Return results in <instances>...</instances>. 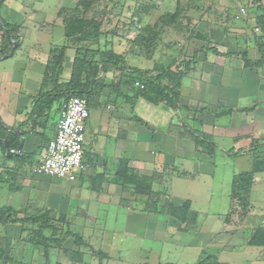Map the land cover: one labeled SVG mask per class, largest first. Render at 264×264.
Masks as SVG:
<instances>
[{"label": "crops", "instance_id": "crops-1", "mask_svg": "<svg viewBox=\"0 0 264 264\" xmlns=\"http://www.w3.org/2000/svg\"><path fill=\"white\" fill-rule=\"evenodd\" d=\"M24 1L19 5L17 0H5L0 7L4 11L3 15L0 13L2 20L19 27L13 56L0 61V141L8 142L12 150L19 146L20 139L11 131H20L24 137L18 155H7L0 143V189L5 199L2 202L5 205L0 208H12L18 212V218L50 212L49 217L59 220L65 230L84 236L102 252L101 264H157L163 253L168 258L175 255L180 261L196 263L202 258L203 244L197 241L193 245V236L180 232V223L170 216L162 215L165 219L160 220L158 214L145 211L144 207L142 211L134 210L133 203L138 208L144 202L133 199L115 185L113 177L117 165L125 162L130 172L151 178V192L162 196L161 200L171 206L180 207L189 202L192 211L202 212L216 200L226 216L233 177L252 169L254 154L248 152L256 142L264 141V66L246 68L241 57L244 54L250 61L260 59L250 40L255 41L258 33L246 31L241 18L233 22L236 29L230 30L238 33L233 41L224 26H213L219 30L208 32L210 44L192 40L186 58L190 60L195 50L203 51L198 53L196 64L191 65L181 81L179 104L175 109L150 104L135 97L133 90L124 88L122 95L104 89L92 98L83 156L85 170L75 181L66 182L32 173L47 143L54 137L60 119L59 102L53 104L46 117L37 118L32 111L42 91L51 51L68 45L64 21L57 8L62 7V0H53L56 2L51 13H45L42 6L34 7V1L42 4V0ZM194 13L201 16L202 12ZM57 34L59 43L48 42ZM110 43L104 45L116 54L126 55L130 68L147 70L146 62L150 61L146 58L144 62L134 53L126 54ZM10 51L9 46L0 56L9 55ZM75 57V50L68 48L61 82L69 79ZM172 58L175 57L157 63L165 65ZM120 77L116 70L100 76L107 85H119ZM194 132L211 148L196 147ZM235 152L245 154L234 156ZM213 183L217 184V194L213 192ZM263 193L264 173H257L251 187V201ZM10 225L15 232L10 233L12 229L6 224L2 235L13 240V252L21 255L24 252L19 242L21 227ZM236 235L225 233L221 247L216 249L234 252L236 245L232 243L239 242L249 252L253 251L247 239ZM198 237L199 240L207 238L203 234ZM35 255L34 260L38 261L37 252ZM12 258L20 261L17 256ZM96 264H100L99 260ZM166 264L176 263L167 261Z\"/></svg>", "mask_w": 264, "mask_h": 264}, {"label": "trees", "instance_id": "trees-1", "mask_svg": "<svg viewBox=\"0 0 264 264\" xmlns=\"http://www.w3.org/2000/svg\"><path fill=\"white\" fill-rule=\"evenodd\" d=\"M93 1L79 0L76 8L87 11ZM188 1L190 3L194 2L192 7L184 9L181 6L180 0H176L173 12L165 13L155 23L151 25L146 24L142 28L137 27L139 22L137 15L133 16L130 20V25L136 29V34L134 39L129 41L130 45H132V49L129 52L133 53L135 50L138 54L145 56L147 59H151L155 49L158 45H162L164 36L169 32L185 34L186 40L189 39L187 42L196 40L210 44V35L208 32V34L199 32V30H197L198 32H192V28L189 30L188 27L193 23L192 18L188 15L189 12L202 11L198 5L199 0ZM3 3L4 1L0 3V7ZM255 4L260 7L259 2H255ZM151 9L152 6L148 5H140L138 7V10L145 14H148ZM66 13V10L61 9L58 15L62 17ZM79 15H81L80 18ZM226 19L224 20L226 21ZM182 20H185V24L182 23ZM216 20L223 21V18L219 16ZM231 20L233 22L236 21L235 16ZM63 21L64 33L68 45L51 51L50 58L46 64L44 79L41 84L42 91L35 99V106L32 111L33 116L37 118L46 117L55 102L60 103L59 111L61 114L63 105L73 97L84 98L89 104V101L99 96L104 89L115 90L118 95H122L123 88L133 90L135 97H141L150 104H164L171 109L178 107L181 81L190 71L191 65L196 64L198 53L203 50H195L190 60L184 58V60L177 63V59L172 58L165 65L154 63L151 70L142 71L130 68L125 61L126 55L116 54L112 49L102 50L99 45L101 34L98 31V23H95L93 20L84 19V15L79 14L77 9L73 10L69 17L63 18ZM3 23L10 39L18 42L17 32L19 27L9 24L4 20ZM256 29L258 30V35L255 36V47L260 54V59L250 61L246 55L241 54L246 68H259L264 66V14L256 18ZM0 32L1 43L4 48L0 53L4 54L9 49V44L1 27ZM168 45L165 47L168 48L172 44ZM68 48L75 50L76 57L72 62L69 79L61 82L64 56ZM211 50L216 55H220L215 48H211ZM114 70L119 71L121 74L119 85L113 83L109 85L105 84L104 79L100 78V76ZM192 137L196 147L203 146L205 149L211 148L209 143L204 142L203 137L198 133L194 132ZM252 147L253 150L248 152L249 154H254L252 169L236 174L233 177L229 196V213L233 212L232 208H234V211L239 210L238 214L243 218L248 216V212L251 211L250 192L254 176L257 173H264V141L256 142ZM244 154V152H235L233 155L240 156ZM113 181L115 185L129 193L133 199L137 198L140 201L142 200L145 204V211H150L158 215H167L176 219L181 226H179V231L192 232L197 228L199 214L191 210L189 202H185L180 207H174L168 201L161 200L162 196L151 192L152 179L141 177L130 172L125 162L121 161L117 165ZM49 215L50 212H38L32 215L24 214L22 218H18V212L10 207H2L0 208V224H19L21 233L25 232L28 234V237L23 240L30 244L31 248L35 252H38L46 261H49L50 249L60 248L68 239H73L74 245L79 250L86 247L90 248V246H87L83 242L80 234L68 229L64 230L61 222L59 220H53ZM251 230L252 233L246 236L248 239L247 245L249 247H260L264 249V223L257 224ZM229 234L235 233L230 232ZM12 248V239L0 235V264H21L12 258ZM92 253L98 257L101 264V261L104 259L103 255L93 250ZM30 258L25 259L28 263L24 264H31L29 262ZM209 259L210 257H207L197 262V264H207Z\"/></svg>", "mask_w": 264, "mask_h": 264}, {"label": "rangeland", "instance_id": "rangeland-1", "mask_svg": "<svg viewBox=\"0 0 264 264\" xmlns=\"http://www.w3.org/2000/svg\"><path fill=\"white\" fill-rule=\"evenodd\" d=\"M29 1V0H25ZM24 1V2H25ZM79 0H62V7L58 6L59 10L63 9L66 10L67 13L62 15L60 19L67 18L72 14V11L77 9L79 14L84 15V19L86 20H93L95 23L99 25V32L101 37L99 38V45L102 50H109L108 46H105L104 43L108 45L117 46V48L123 49L126 54H130L129 51L132 49V45H130L129 41L134 39L136 34V29L130 25V20L133 16L137 15L138 17V28H142L146 24H153L155 23L162 15L168 12H173L175 9L176 0H94L91 7L84 11L81 8H76ZM19 5L23 4V0H17ZM56 1L53 0H42V4L34 1V7L42 6V9L45 13H51L53 7L55 6L54 3ZM182 8L186 9L192 7L194 2H189L188 0H180ZM255 2H259L260 7L255 4ZM140 5H148L152 6V9L149 11L148 14L143 13L142 11L138 10ZM198 5L202 11L201 16L195 15L193 11L189 12V17L192 18L193 23L189 26V30L191 29L192 32H203L205 34L210 33V30H219V26H224L226 31L229 33L230 40L233 41L236 38L238 33L230 32V30H235V23L231 20L233 16L237 14L239 9L243 8L246 11V16L243 17V24H245L244 29L252 30L253 34L258 33L256 29V18L260 17L264 14V0H199ZM65 6V7H64ZM64 7V8H63ZM2 9V10H1ZM0 9V13L3 15L4 11L3 8ZM188 11V10H186ZM206 12H209L206 14ZM205 13V14H204ZM211 15V16H210ZM217 15V16H216ZM216 16V17H215ZM219 16L223 18V21L216 20ZM81 15H79V18ZM227 18V19H226ZM226 19V21L224 20ZM219 21V23H218ZM230 21V22H229ZM249 23H248V22ZM227 22V24H226ZM235 22V21H234ZM182 23L185 24V20H182ZM216 26V27H213ZM255 29V30H254ZM255 32V33H254ZM199 34V33H196ZM235 35V37H232ZM57 37V38H56ZM54 38H50L48 42L54 41L55 43L58 41L60 35ZM189 40V39H187ZM185 34H177L174 32H169L164 36L162 45H158L155 49L151 59H147L145 56L138 54L137 51H133L134 55L140 58L145 62L147 59L150 62H146L145 68L147 70H151V63L157 64V61H167V57L174 56L178 59L177 63L184 60L187 57V51L190 45V42H187ZM251 44L254 47L255 41L254 39L250 38ZM168 44H172L170 47H165ZM169 46V45H168ZM118 48V49H119ZM132 53V54H133ZM146 58V59H145ZM9 64V63H7ZM150 68V69H149ZM219 163V161H218ZM244 164V162H243ZM245 166V165H244ZM223 169V168H222ZM221 169V170H222ZM217 184L213 183V192L217 194ZM189 187V186H188ZM255 200L250 201L252 202L251 211L248 212V216L245 218L239 216V210L225 214L222 213V208L218 206V202L213 200L209 207L205 208L202 212L197 211L199 213L198 216V225L197 228L192 232H182L186 233L187 235L193 236V245L198 241V244H203L202 249V258L203 260L207 257H210L207 264H216V260L218 264H222L223 262L227 261L229 264H264V249L260 247H254L253 251L248 250L247 246H241V243H232L235 246V250L237 251H228L225 252L223 249H216L217 247H221L222 241L221 238L225 233L233 232L237 234L234 237H238V235H242V238L247 239L246 236L252 233V228L259 223H264V193L258 197L255 195ZM259 198V200H258ZM5 201L3 198V193L0 189V205H5L2 203ZM1 207V206H0ZM134 207V208H133ZM133 209L142 211L143 207H145L144 203L138 204V208L136 207L135 203H133ZM236 208V207H235ZM239 209V208H238ZM252 214V215H251ZM160 220H163V216L160 214L158 215ZM243 218V219H242ZM56 220V219H55ZM221 220L222 223L219 221ZM9 225L10 233H14L13 225ZM181 227V226H180ZM179 227V228H180ZM29 228V227H27ZM178 228V229H179ZM65 230V229H64ZM6 231L4 229V225L0 224V235ZM64 232V231H63ZM199 234L206 239L202 238L199 240ZM3 236V235H2ZM22 240L19 239V242L23 244V254L18 255L17 253L11 251V256H17L19 259L18 261L21 264L28 263L27 260L31 264H96L98 261V257L92 253L93 251H99L95 245L91 244L84 236L83 242L87 244V246H91L78 249L73 242V239L67 240L63 243L60 248L50 249V258L49 261H46L40 254L37 255L40 259L36 262V252L31 248V245L28 244L25 240L28 237V234L25 232L21 233ZM212 237V238H211ZM166 238L169 239L168 235ZM173 239V236L170 237ZM236 239V238H234ZM234 239L232 241H234ZM248 240V239H247ZM161 243V241H160ZM14 244L12 240V245ZM159 244V243H158ZM248 244V241H247ZM162 245V244H161ZM210 245H213V249H210ZM192 247V246H191ZM92 249V250H90ZM193 250V248H192ZM13 252V253H12ZM22 253V252H21ZM102 253V252H100ZM190 252H188L189 254ZM68 254V255H66ZM190 255V254H189ZM42 259V260H41ZM178 260L176 256H170L168 258L164 253L160 254L159 260L157 264H166L167 261L169 263L175 262L176 264H197L200 260L196 263L195 261L184 260V261H175ZM190 261V262H189ZM104 262L103 260L101 261Z\"/></svg>", "mask_w": 264, "mask_h": 264}, {"label": "built area", "instance_id": "built-area-1", "mask_svg": "<svg viewBox=\"0 0 264 264\" xmlns=\"http://www.w3.org/2000/svg\"><path fill=\"white\" fill-rule=\"evenodd\" d=\"M244 16L246 11L241 8L235 20ZM89 111L88 101L80 97H73L63 105L54 137L47 143L41 161L32 170L33 174L66 182L78 178L85 170L83 156Z\"/></svg>", "mask_w": 264, "mask_h": 264}, {"label": "water", "instance_id": "water-1", "mask_svg": "<svg viewBox=\"0 0 264 264\" xmlns=\"http://www.w3.org/2000/svg\"><path fill=\"white\" fill-rule=\"evenodd\" d=\"M3 1H5V0H0V3L3 2ZM0 27L3 29V31L5 33V36L8 39L9 46L11 47V51H10L9 55L0 56V61H1V60L7 59L8 57L13 56L14 50L17 47L18 42L15 41V40L10 39V37L8 36V33H7L6 29H5V25H4L3 20H2L1 17H0ZM11 133L14 134L15 136H17L20 139V144H19V146L16 149H12L11 150L9 148L8 142L2 141V140L0 141V143H2L4 145V147H5L6 151H7V155H9V156L20 154L21 150L23 148V145H24V137H23V134L20 131H15V132L11 131Z\"/></svg>", "mask_w": 264, "mask_h": 264}]
</instances>
